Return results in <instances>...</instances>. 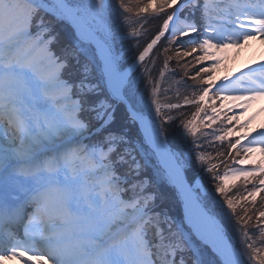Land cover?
<instances>
[{"label":"snow or ice","instance_id":"obj_1","mask_svg":"<svg viewBox=\"0 0 264 264\" xmlns=\"http://www.w3.org/2000/svg\"><path fill=\"white\" fill-rule=\"evenodd\" d=\"M252 41L264 0H0V264H264Z\"/></svg>","mask_w":264,"mask_h":264},{"label":"bare ground","instance_id":"obj_2","mask_svg":"<svg viewBox=\"0 0 264 264\" xmlns=\"http://www.w3.org/2000/svg\"><path fill=\"white\" fill-rule=\"evenodd\" d=\"M231 59L234 61V63L232 69L227 71L228 75L237 72L238 69L243 68L246 64H251L257 60H264V44L260 43L259 41H252L249 43L248 46L238 50L236 49L232 53ZM227 74L224 73L220 75L219 78ZM257 102L259 104L256 105V108L254 109V112L251 115H255L256 118L250 127H259L260 124H264V111H261V109H264V100H259ZM247 117H244L243 120ZM234 182L236 181H231L230 183Z\"/></svg>","mask_w":264,"mask_h":264},{"label":"rangeland","instance_id":"obj_3","mask_svg":"<svg viewBox=\"0 0 264 264\" xmlns=\"http://www.w3.org/2000/svg\"><path fill=\"white\" fill-rule=\"evenodd\" d=\"M236 49H230V50H227L226 51V53H225V60H224V63L217 69V71H216V78L218 79L219 78V76L220 75H222V74H227L228 72L227 71H229L230 69H232V66H233V63H234V61L231 59V55H232V53L235 51ZM175 60V59H174ZM162 62H163V58H161V60H160V64L162 65ZM175 62H176V60H175ZM177 64V63H176ZM177 67V66H176ZM172 68V67H171ZM173 69V68H172ZM177 70H179V67H177L176 68ZM158 71H159V67L157 66V75H158ZM180 71V70H179ZM193 71H194V69H193ZM178 73V72H177ZM228 75V74H227ZM189 83H191V81H189ZM166 86V85H165ZM254 109H255V106L253 105V106H251L249 109H248V111L244 114V116H242L241 117V120H243V118L244 117H247V116H251L252 115V113H253V111H254ZM237 184L238 185H240L241 184V182L239 181V182H237V183H230V186L232 187V189H233V187H235V186H237ZM250 187V186H249ZM242 188V187H241ZM240 188V189H241ZM243 192V191H242ZM211 192L209 193V196H211ZM229 195H232V194H229ZM258 200H259V197L257 198ZM238 209H239V207H237V213H236V215L237 216H240V215H243L244 213H243V211L242 210H240L239 209V211H238ZM257 243L259 244L260 242H259V240H257ZM4 264H15V262L13 261V262H7V261H5L4 262Z\"/></svg>","mask_w":264,"mask_h":264},{"label":"trees","instance_id":"obj_4","mask_svg":"<svg viewBox=\"0 0 264 264\" xmlns=\"http://www.w3.org/2000/svg\"><path fill=\"white\" fill-rule=\"evenodd\" d=\"M177 62H175V60L173 59L172 61H171V63H170V69H172V70H175V71H177L178 73L180 72L179 70H177L176 68L178 67V65L176 64ZM160 66H162L160 63L158 64V67H160ZM177 66V67H176ZM172 67V68H171ZM180 78V76L179 75H177V77H176V79H179ZM194 109H192V108H189V109H187V111L189 112V113H191V111H193ZM217 149L218 150H220V151H224L225 153L227 152V145H226V143L223 145V146H221L219 143L217 144ZM213 155H215V152H213L212 153ZM213 163H219V161H212ZM223 169H224V167L223 166H221L219 169H218V171L219 172H221L222 173V171H223ZM206 187H208V190H209V193L211 192L212 193V188H211V186H209V185H207V182H206ZM241 187H238V184H237V186H235V187H233V189H232V192L231 193H229V194H235V193H237V192H242L243 191V188H241ZM239 207V209L240 210H242L243 211V209L240 207V206H238ZM245 207H248L247 205H245ZM239 209H238V211H239Z\"/></svg>","mask_w":264,"mask_h":264}]
</instances>
